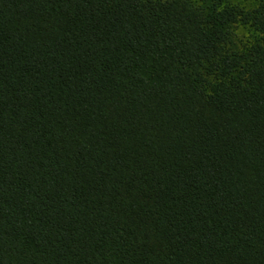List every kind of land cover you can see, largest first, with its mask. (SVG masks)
I'll use <instances>...</instances> for the list:
<instances>
[{"label":"trees","instance_id":"1","mask_svg":"<svg viewBox=\"0 0 264 264\" xmlns=\"http://www.w3.org/2000/svg\"><path fill=\"white\" fill-rule=\"evenodd\" d=\"M0 264H264V0H0Z\"/></svg>","mask_w":264,"mask_h":264},{"label":"rangeland","instance_id":"2","mask_svg":"<svg viewBox=\"0 0 264 264\" xmlns=\"http://www.w3.org/2000/svg\"><path fill=\"white\" fill-rule=\"evenodd\" d=\"M233 4L242 6L244 9L256 7L258 0H230ZM238 38L241 40L250 39L255 33L251 28L239 26L236 30Z\"/></svg>","mask_w":264,"mask_h":264}]
</instances>
